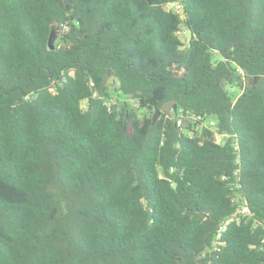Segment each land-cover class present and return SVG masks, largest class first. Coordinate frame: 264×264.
<instances>
[{
    "label": "trees",
    "instance_id": "obj_1",
    "mask_svg": "<svg viewBox=\"0 0 264 264\" xmlns=\"http://www.w3.org/2000/svg\"><path fill=\"white\" fill-rule=\"evenodd\" d=\"M0 264H264V0H0Z\"/></svg>",
    "mask_w": 264,
    "mask_h": 264
},
{
    "label": "built area",
    "instance_id": "obj_2",
    "mask_svg": "<svg viewBox=\"0 0 264 264\" xmlns=\"http://www.w3.org/2000/svg\"><path fill=\"white\" fill-rule=\"evenodd\" d=\"M186 116H188V118H190L192 122L199 121L200 127H207L212 130H215L217 127V121L214 118L197 116L195 113L186 111L184 109H180L177 113L169 117L175 119V121H177V123L182 126L185 124ZM217 139L218 141H221V136L218 135ZM231 186L233 190H237L238 188H240L238 179L233 180V182H231ZM234 200L237 203V208L231 216L223 220V222L221 223L218 232L212 242V245L215 248L217 247L219 249L218 247L220 245L219 241L223 239L224 233L227 231L230 223L232 222H236L237 224H241L243 222L248 223L249 219L252 217L251 208L246 200L239 201L240 200L239 194L234 195Z\"/></svg>",
    "mask_w": 264,
    "mask_h": 264
},
{
    "label": "rangeland",
    "instance_id": "obj_3",
    "mask_svg": "<svg viewBox=\"0 0 264 264\" xmlns=\"http://www.w3.org/2000/svg\"><path fill=\"white\" fill-rule=\"evenodd\" d=\"M188 37V31L186 29V27L183 25L182 26V32H181V38L184 40V42H186ZM114 81V77H112L111 75H108V82L109 83H113ZM123 96L120 95L119 93H112L111 96V101H115V100H119L121 99ZM125 100L128 101V103L131 105V101L126 98L125 96L123 97ZM132 105L134 106V108H137V106L135 104L132 103ZM83 106H86V102H83ZM164 112H166L168 115H172L173 110L171 109V105L167 104L164 109Z\"/></svg>",
    "mask_w": 264,
    "mask_h": 264
},
{
    "label": "water",
    "instance_id": "obj_4",
    "mask_svg": "<svg viewBox=\"0 0 264 264\" xmlns=\"http://www.w3.org/2000/svg\"><path fill=\"white\" fill-rule=\"evenodd\" d=\"M181 13L183 14V16L184 17H186V13H185V11H184V9H182L181 10ZM191 37H192V34H190V39H191ZM52 41V37L50 38V42ZM54 46L52 45V48H53ZM112 71L111 70H109V72H108V75H111L112 73H111ZM126 101L124 100V101H122L121 103L122 104H124ZM158 115V114H157ZM225 139H226V137H225Z\"/></svg>",
    "mask_w": 264,
    "mask_h": 264
}]
</instances>
